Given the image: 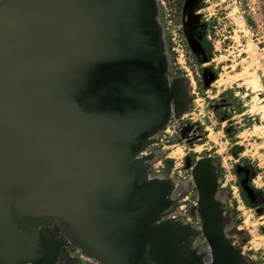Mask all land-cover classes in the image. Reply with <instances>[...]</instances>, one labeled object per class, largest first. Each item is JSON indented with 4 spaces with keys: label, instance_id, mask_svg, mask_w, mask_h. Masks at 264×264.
I'll return each mask as SVG.
<instances>
[{
    "label": "water",
    "instance_id": "obj_1",
    "mask_svg": "<svg viewBox=\"0 0 264 264\" xmlns=\"http://www.w3.org/2000/svg\"><path fill=\"white\" fill-rule=\"evenodd\" d=\"M158 13L157 0H0V264H56L54 222L101 264H252L226 234L211 156L192 168L199 228L170 217L176 181L150 176L144 152L192 101L168 76Z\"/></svg>",
    "mask_w": 264,
    "mask_h": 264
},
{
    "label": "rangeland",
    "instance_id": "obj_2",
    "mask_svg": "<svg viewBox=\"0 0 264 264\" xmlns=\"http://www.w3.org/2000/svg\"><path fill=\"white\" fill-rule=\"evenodd\" d=\"M157 2L168 76L186 78L192 101L181 117L172 115L144 152L155 153L150 176L176 181L179 206L170 217L199 228L200 218L189 212L198 199L192 168L211 156L218 166V198L230 216L226 234L252 264H264V0H200L192 13L199 49L185 32L187 0ZM235 145L243 147L238 155ZM205 240L200 235L194 242L208 251ZM71 249L78 259L85 255ZM88 258L78 263L101 264Z\"/></svg>",
    "mask_w": 264,
    "mask_h": 264
},
{
    "label": "flooded vegetation",
    "instance_id": "obj_3",
    "mask_svg": "<svg viewBox=\"0 0 264 264\" xmlns=\"http://www.w3.org/2000/svg\"><path fill=\"white\" fill-rule=\"evenodd\" d=\"M241 174L244 176L245 171H242ZM254 198H256L255 195H254ZM50 229L56 233V237L60 239V241H62V244H63L60 250L59 260L56 264H79L78 262L82 258H85V260H90L88 257H85V255L82 256L80 259L76 258L78 254L76 252H73L74 250L72 251L71 249V247H74V246L71 244H68V240L64 232L61 230V228L58 226L57 223L54 222L51 225Z\"/></svg>",
    "mask_w": 264,
    "mask_h": 264
},
{
    "label": "bare ground",
    "instance_id": "obj_4",
    "mask_svg": "<svg viewBox=\"0 0 264 264\" xmlns=\"http://www.w3.org/2000/svg\"><path fill=\"white\" fill-rule=\"evenodd\" d=\"M200 0H187L186 2V7H185V16L187 15L188 18L185 19V32H186V36L188 37V39L191 41V45H193V47L195 49H199V45H197L198 43H196L194 41V37H195V32H194V17H193V11L194 9L198 6ZM241 73V72H240ZM242 76V75H241ZM240 76V77H241ZM229 78V77H228ZM255 78V77H254ZM238 79V78H237ZM254 80V79H252ZM229 81V80H228ZM227 81V82H228ZM232 81V80H231ZM218 82L220 84L225 83V80H218ZM230 82V81H229ZM233 83V81H232ZM228 84V83H227ZM230 84V83H229ZM259 86V85H258ZM225 87V86H224ZM249 87V86H248ZM257 87V86H256ZM259 110V109H258ZM259 112V111H258ZM263 112V111H262ZM199 147V146H198ZM201 149V147L199 148ZM179 150V149H178ZM177 152V151H176ZM178 153V152H177ZM179 153H181V149L179 150ZM249 223V222H248ZM250 224V223H249ZM253 231H255L253 229Z\"/></svg>",
    "mask_w": 264,
    "mask_h": 264
},
{
    "label": "trees",
    "instance_id": "obj_5",
    "mask_svg": "<svg viewBox=\"0 0 264 264\" xmlns=\"http://www.w3.org/2000/svg\"><path fill=\"white\" fill-rule=\"evenodd\" d=\"M243 150V147L241 145H235L232 149L233 154L238 155L239 153H241ZM243 176V175H242ZM248 204L251 206H256V203L253 201H248Z\"/></svg>",
    "mask_w": 264,
    "mask_h": 264
}]
</instances>
